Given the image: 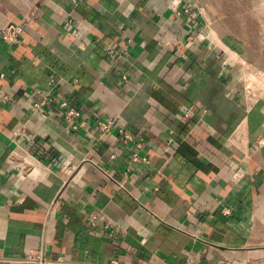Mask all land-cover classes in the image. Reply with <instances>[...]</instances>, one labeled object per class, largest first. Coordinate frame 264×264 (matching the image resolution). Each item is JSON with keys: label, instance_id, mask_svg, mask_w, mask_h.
Listing matches in <instances>:
<instances>
[{"label": "crops", "instance_id": "0c3cea01", "mask_svg": "<svg viewBox=\"0 0 264 264\" xmlns=\"http://www.w3.org/2000/svg\"><path fill=\"white\" fill-rule=\"evenodd\" d=\"M10 22L0 264H264V22L242 33L195 0H0Z\"/></svg>", "mask_w": 264, "mask_h": 264}, {"label": "built area", "instance_id": "2783aa9c", "mask_svg": "<svg viewBox=\"0 0 264 264\" xmlns=\"http://www.w3.org/2000/svg\"><path fill=\"white\" fill-rule=\"evenodd\" d=\"M180 11L187 14V19H186L187 25L191 26L192 22L197 17L198 12L196 10H192L188 6L181 7ZM21 32H22V24L21 23L10 22L1 29L0 38L7 45H16L20 42ZM43 102L45 103V101H43ZM38 105L39 104H37V106ZM60 109H61V113H62L63 118L65 120L69 121V126L73 130H76L79 127H82L85 125V121L81 118L80 110L77 107L70 104L68 101L63 100L62 102H60ZM184 114L185 115L190 114V109H186ZM113 124H114V120L112 118L108 119L107 121H99L97 123L98 129L103 134L112 133ZM118 131H119V135H121L123 137V140L125 142L133 139L132 133H130L129 131H126L124 129H120ZM137 146L139 148H141V145L139 142L137 143ZM130 159L132 161H138L140 159L143 161H146V157L141 156L136 151L132 152ZM27 261L38 263V264H48V260H46L45 258H42V256L37 255V254H30ZM114 264H115V262H114ZM184 264H196V263L193 261H187V262H184Z\"/></svg>", "mask_w": 264, "mask_h": 264}, {"label": "rangeland", "instance_id": "374dc122", "mask_svg": "<svg viewBox=\"0 0 264 264\" xmlns=\"http://www.w3.org/2000/svg\"><path fill=\"white\" fill-rule=\"evenodd\" d=\"M195 2L210 21L215 18L221 19L227 25L230 23L237 25L242 33L246 32V22L254 21L256 25L258 24V29H262L260 24L264 22L261 21L264 16L260 13L264 12V0H195Z\"/></svg>", "mask_w": 264, "mask_h": 264}]
</instances>
